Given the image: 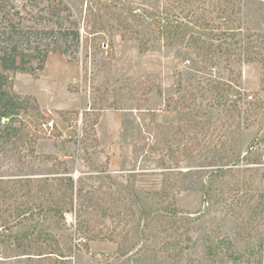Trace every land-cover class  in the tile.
I'll return each mask as SVG.
<instances>
[{
  "label": "rangeland",
  "instance_id": "374dc122",
  "mask_svg": "<svg viewBox=\"0 0 264 264\" xmlns=\"http://www.w3.org/2000/svg\"><path fill=\"white\" fill-rule=\"evenodd\" d=\"M49 2L62 8L59 16L44 14L43 6ZM123 4L136 9L159 8L160 0L0 2L1 28L13 22L24 27H42L48 25L45 24L47 19V23H53V20L54 23H68L70 19L78 23L82 34V49L79 52L64 54L49 50L44 57L43 42L41 47L44 48L34 57H25L26 70L7 72L12 90L21 96L31 97L45 120L40 125L43 137L35 143L25 138L21 130L7 144L0 138V177L54 176L65 172L74 177L75 185L79 188L101 187L141 193L161 187L163 176L158 174L163 169L161 163L172 164L174 160L169 158L167 151L149 158L143 156V159L140 154L131 153L133 140L127 134L129 126L125 123L128 114L122 107L137 103L141 107L154 109L155 117L161 123L180 121L189 109L174 107L173 100L167 105L166 101L174 97L178 83L181 84L180 88L193 85L198 75L195 69L202 64L198 63L200 59L193 52L189 53L181 46H159L140 52L133 32L129 30L124 33L122 30L121 23L131 19ZM233 8L237 21L232 25L238 27L235 39L239 43L229 60L232 71L228 72L227 68L222 67L223 62L218 70L238 81L244 93L239 108L245 113L232 118L229 113L221 112V107L207 108L211 120L224 122L228 126L227 132L214 131L233 149L228 153L230 157L223 160L228 162L241 158L250 141L264 135V129L260 128L264 126V109L256 111L250 97L246 96L264 88V0H234ZM85 23L90 24L86 26ZM87 28L100 37L93 39ZM221 29H226V24ZM227 31L231 33V30ZM73 49V46L69 47L70 51ZM177 51L182 52V57L177 56ZM187 59L192 60L191 63ZM99 63L106 64L99 66ZM261 95H264V90ZM199 103L200 100H188L187 107L198 106ZM90 107L100 111L96 124H92L94 115H84V111ZM243 115L247 119V128H242ZM17 119H22L24 123L26 120L40 121L38 116L30 113H21ZM195 123L191 124L192 132ZM94 138H98V144H94ZM32 148L39 156L29 152ZM44 154H51L53 158L46 159L42 157ZM209 160L213 161V158ZM198 161L193 160L192 163ZM187 165V160L180 163L183 170L187 169ZM212 168L215 166L206 167L201 186L181 190L175 198L178 219L192 216L189 228L184 230L188 248L184 251L183 264H261L260 258L264 254V180L259 178L263 174L264 179V167L259 175H255L251 188L240 190L238 195L241 199L234 210L211 204L210 197L217 181L212 180ZM206 190L209 195L203 206V192ZM124 197L129 198L136 209L150 202L145 197L138 201L132 194H125ZM5 207L6 204L1 202L0 211ZM65 217L64 221L53 224L52 229L57 236L71 233L74 246L70 259L58 262L56 256L25 258L26 255H17L20 250L16 245L8 244L14 239L7 237L24 231L34 221L24 219L17 222L11 217L7 222H1L0 264L154 263L153 249L158 246L160 233L148 231L157 235L145 238L142 231L147 228L142 227L140 230L133 229L126 244L120 239L86 242L76 232L73 214L67 213Z\"/></svg>",
  "mask_w": 264,
  "mask_h": 264
},
{
  "label": "trees",
  "instance_id": "16d2710c",
  "mask_svg": "<svg viewBox=\"0 0 264 264\" xmlns=\"http://www.w3.org/2000/svg\"><path fill=\"white\" fill-rule=\"evenodd\" d=\"M233 2L234 0H160L159 8L142 9L123 4V9L127 8L126 14L130 13L131 19L121 23L122 30L124 33L129 30L133 32L140 52L159 46H181L189 53L193 52L200 59L198 63L202 64L195 69L198 75L193 85L180 88L181 84L178 83L174 97L171 96L166 101L167 105L173 100L174 107L189 109L180 121L161 123L156 119L154 109L141 107L137 103L122 107L128 114L125 123L129 126L127 134L133 140L131 153L140 154L143 159V156L149 158L167 151L169 158L174 161L172 164L161 163L163 169L158 174L163 176V183L160 188L141 193L101 187L79 188L75 185L74 177L65 172L54 176L0 177V203L6 204L0 211V228L2 220L7 222L11 217L17 219V222L24 219L34 221L24 231L7 237L14 239L11 243L8 241V244L16 245L20 250L17 255H26L25 258L56 256L55 260L58 262L70 259L74 246L71 243V233L57 236L52 227L56 222L64 221L67 213H72L76 232L86 242L120 239L126 244L134 228L140 230L145 227L147 230L142 231L145 238L157 235L148 231L160 233L158 246L153 249V264H183L184 251L188 248L184 230L189 228L192 216L178 219L175 198L181 190L201 186L206 167L212 165L215 166L211 170L212 180L217 181L210 197L211 204H220L226 210L235 209L241 199L238 195L240 190L251 188L255 175H259L264 167V135L253 138L238 160L223 161L230 157L228 153L233 149L214 131L227 132L228 126L224 122L211 120L207 112L209 106H214L221 107L220 111L229 113L232 118L236 114L245 113L239 108V101L244 93L240 90L238 81L224 76L218 70L223 62L222 67L227 68L228 72L232 71L229 60L239 43L235 39L238 27L234 28L232 25L237 21ZM43 8L44 14L50 16H59L62 11V8L50 2ZM65 9L68 10L66 7ZM48 20L45 23L48 25L42 27H24L15 22L0 27V138L5 140L4 144L15 138L20 130L25 138L35 143L43 137L40 125L45 120L38 104L31 97L21 96L12 90L11 78L7 72L26 70L25 57H34L44 47V57L49 50L74 54L82 49V34L78 23H73L70 19L68 23H54L55 20L47 23ZM85 24L89 26L90 23ZM223 24H226V29H221ZM227 30H231V33ZM86 31L89 35L92 34L88 28ZM91 37L96 39L100 35L93 32ZM43 42L44 47H41ZM252 44L251 41L250 45ZM71 46L74 47L73 51L69 50ZM177 56L182 57V52L177 51ZM191 61L187 59L188 63ZM102 64L99 63V66ZM262 90L263 87L253 92V95H246L250 97L256 111L264 109ZM158 93L161 94L160 89ZM188 100H200V103L189 108ZM144 102L147 103V100ZM21 113L38 116L40 121L26 120L24 123L22 119H17ZM84 115H94L92 124H96L100 111L90 107L84 111ZM194 122L192 132L190 127ZM241 124L242 128H247L244 115ZM260 128L262 130L264 126ZM92 141L94 144L99 143L98 138ZM29 152L39 156L34 148ZM42 157L53 158L51 154H44ZM211 158L213 161L209 160ZM185 160L188 165L183 170L180 163ZM193 160L200 161L193 164ZM217 176H220L219 180ZM260 177V180H264L263 174ZM125 194L134 195L138 201L142 197L149 198L150 202H145L136 209L131 200L124 197ZM208 195L207 190L203 192V206Z\"/></svg>",
  "mask_w": 264,
  "mask_h": 264
},
{
  "label": "built area",
  "instance_id": "2783aa9c",
  "mask_svg": "<svg viewBox=\"0 0 264 264\" xmlns=\"http://www.w3.org/2000/svg\"><path fill=\"white\" fill-rule=\"evenodd\" d=\"M48 124L51 126L52 123L51 122H48ZM262 228H264V213H263V218H262ZM264 230V229H263ZM260 261H261V264H264V254L261 256L260 258Z\"/></svg>",
  "mask_w": 264,
  "mask_h": 264
}]
</instances>
